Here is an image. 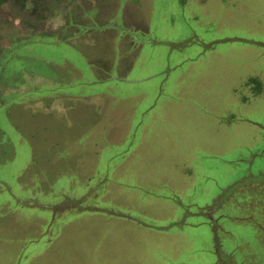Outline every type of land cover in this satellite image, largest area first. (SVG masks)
Listing matches in <instances>:
<instances>
[{"label": "rangeland", "instance_id": "374dc122", "mask_svg": "<svg viewBox=\"0 0 264 264\" xmlns=\"http://www.w3.org/2000/svg\"><path fill=\"white\" fill-rule=\"evenodd\" d=\"M180 1L0 0V264H264V94L238 80L264 75V0L198 21ZM91 95L132 125L109 134ZM96 136L99 161L73 162Z\"/></svg>", "mask_w": 264, "mask_h": 264}, {"label": "crops", "instance_id": "0c3cea01", "mask_svg": "<svg viewBox=\"0 0 264 264\" xmlns=\"http://www.w3.org/2000/svg\"><path fill=\"white\" fill-rule=\"evenodd\" d=\"M218 4L219 6L222 4L223 6V12L228 15V16H232V13H234L235 10L234 9V0H181L180 1V11H181V17H189L190 19H193L195 21H198L199 16L198 14L192 11L193 8L196 7V9H198L199 7H203L206 8V6H209V4ZM208 8V7H207ZM193 12V13H191ZM229 18V17H228ZM122 21H123V16H122ZM150 20L147 22V24L143 25V27L145 26V30L146 32L149 31V25H150ZM144 29V28H143ZM124 31V30H123ZM194 33V32H193ZM193 33L191 34V36L185 38L184 41L186 40H195L197 42H199L198 39H195L193 37ZM147 34V33H146ZM128 39V40H127ZM99 40V39H98ZM126 40V42H125ZM146 39V42H148V44H155L158 41H152ZM230 40H236L238 44L237 47L240 49L242 48V45H246V44H250L249 42L251 41L250 38H244V37H240V36H234V37H219L217 39H213L211 41V45H215L218 44L220 42H226V41H230ZM252 41H257V40H252ZM144 41H142L141 43L135 39V37H133L130 33L128 32H122L121 35L117 38L115 45L119 48H124L123 46L126 44L127 46H130L132 49L135 50V52H137L138 50L140 51V47L143 44ZM183 42V40H182ZM259 42V41H258ZM262 42V41H261ZM68 43H73V41H68ZM159 43V42H158ZM178 43H181L178 42ZM245 47V46H244ZM138 51V53H139ZM135 61L137 60V55L135 54ZM133 59V61H131L130 63H127V65H125L124 63L120 64L118 63L117 65H115L114 69L117 70V75L114 76H109L111 80L114 81H122V82H127V83H132L133 81H130L126 78V72L131 68V66L133 65V63L135 62ZM191 61H193V59H190ZM242 79V83L245 85L246 88L249 89L248 93H246L247 95H243V102H249L252 99H255L257 97H261L264 94V75L263 72H260L259 70H251L249 73H246L244 76H239L238 80ZM261 80V81H260ZM260 82V87H254V82ZM101 95H105V93H101ZM92 96V97H91ZM88 99L90 101H95L96 103H91L88 104L89 102H84L83 103V109L81 108V110H84L86 113L91 110L92 108V112H94L95 114H100V115H104V114H112L115 115L116 117L113 119L111 118V123H109L110 125L114 123V127H111L108 129L107 126V130H109V134H111L112 136H117L118 133L120 131H122L121 128H129L132 124H127L126 121H124L123 118V114H127L129 113L128 111H126V109H131L130 107V103L121 101L118 102V104H116V107H113L111 105V103H109V100H111V98L106 97V100L104 101L103 97H98V96H93L91 95ZM116 97V96H115ZM103 98V99H102ZM86 99V97H85ZM122 99V98H121ZM87 100V99H86ZM87 103V104H86ZM123 104H125L126 108L123 106ZM89 105V106H88ZM129 105V106H128ZM132 106V105H131ZM109 108V110H107ZM59 109V108H58ZM149 109H155L154 108H149ZM178 110V109H176ZM110 116V115H109ZM141 120L137 121V124H133V125H137L139 126L141 124ZM100 130H103V128H100ZM108 133H106V136L109 135ZM98 136V135H97ZM96 136V137H97ZM97 139V140H96ZM103 138H87V141L85 143H81V142H76L75 145L73 146V154L75 155L73 162L76 163H80V164H87L88 159H91V162L94 164L96 161H99V158L97 157V152L100 149V142L103 143L102 140ZM71 178L72 179H76V178H87L88 174L93 170H88L86 171L85 167H78ZM77 173V175H76ZM44 205V207L42 206V208H46L49 210H53V209H57L58 211H62L65 209H69L72 205H69L68 207H54L55 205H51V206H47ZM209 209V206L208 208ZM51 223L54 221V219L50 220ZM49 242V241H48Z\"/></svg>", "mask_w": 264, "mask_h": 264}]
</instances>
